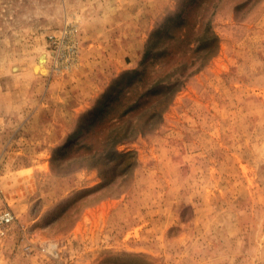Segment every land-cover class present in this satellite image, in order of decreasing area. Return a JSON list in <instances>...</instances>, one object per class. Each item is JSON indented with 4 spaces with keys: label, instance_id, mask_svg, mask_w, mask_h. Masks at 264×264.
<instances>
[{
    "label": "rangeland",
    "instance_id": "obj_1",
    "mask_svg": "<svg viewBox=\"0 0 264 264\" xmlns=\"http://www.w3.org/2000/svg\"><path fill=\"white\" fill-rule=\"evenodd\" d=\"M0 264H264V0H0Z\"/></svg>",
    "mask_w": 264,
    "mask_h": 264
},
{
    "label": "bare ground",
    "instance_id": "obj_2",
    "mask_svg": "<svg viewBox=\"0 0 264 264\" xmlns=\"http://www.w3.org/2000/svg\"><path fill=\"white\" fill-rule=\"evenodd\" d=\"M45 62H46V59L44 56H42L41 60L34 67V70L36 73L45 74L47 72V69L44 66Z\"/></svg>",
    "mask_w": 264,
    "mask_h": 264
},
{
    "label": "trees",
    "instance_id": "obj_3",
    "mask_svg": "<svg viewBox=\"0 0 264 264\" xmlns=\"http://www.w3.org/2000/svg\"><path fill=\"white\" fill-rule=\"evenodd\" d=\"M109 105H110V104H109ZM108 107H109V106H108ZM108 107L106 108V110L108 109ZM157 114H158V112H156V111L153 112V113H152V117L156 116ZM117 141H118L117 137L114 136V137L111 138L110 141H108L107 144H108L109 146H112V144L116 143Z\"/></svg>",
    "mask_w": 264,
    "mask_h": 264
},
{
    "label": "built area",
    "instance_id": "obj_4",
    "mask_svg": "<svg viewBox=\"0 0 264 264\" xmlns=\"http://www.w3.org/2000/svg\"><path fill=\"white\" fill-rule=\"evenodd\" d=\"M9 219H10V217H9V216H7V217H6V220H9Z\"/></svg>",
    "mask_w": 264,
    "mask_h": 264
}]
</instances>
